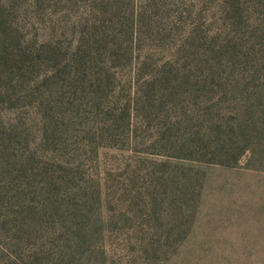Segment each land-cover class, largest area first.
I'll list each match as a JSON object with an SVG mask.
<instances>
[{
    "label": "rangeland",
    "instance_id": "374dc122",
    "mask_svg": "<svg viewBox=\"0 0 264 264\" xmlns=\"http://www.w3.org/2000/svg\"><path fill=\"white\" fill-rule=\"evenodd\" d=\"M0 264H264V0H0Z\"/></svg>",
    "mask_w": 264,
    "mask_h": 264
}]
</instances>
